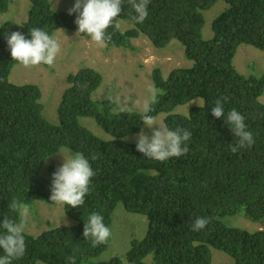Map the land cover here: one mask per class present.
<instances>
[{
    "label": "trees",
    "instance_id": "1",
    "mask_svg": "<svg viewBox=\"0 0 264 264\" xmlns=\"http://www.w3.org/2000/svg\"><path fill=\"white\" fill-rule=\"evenodd\" d=\"M10 1L0 0V13L8 11ZM217 1L150 0L147 18L134 24L125 0L122 13L107 30L111 34L107 48L132 50V40L141 36L158 49L175 40L193 61V67L175 68L167 78L159 67L151 76L158 93L151 114H163V124L169 128L192 133L187 154L164 162L148 159L136 150L133 136L141 128L150 134L140 121V112L115 115L111 100L91 98L102 83L101 74L94 69L82 68L68 75L69 87L61 96L56 124L43 117L36 85L9 81L12 68L20 63L12 59L5 34L18 31L31 39L33 28L52 37L59 29L76 32V13L55 11L49 0H29L27 21L2 23L0 221L5 214L18 219L8 211L14 196L29 205L30 213H37L36 203L57 205L50 200L51 177L57 167L48 160L62 149L82 152L96 173L82 206H62L72 224H48L36 236L25 227L26 252L13 264H66V258L73 255L76 264H211L213 251L228 255L234 264H264V230L249 232L222 221L238 214L252 222L264 221V104L260 101L264 72L246 77L233 65L241 45L264 52V0H221L227 7L212 23L213 37L205 40L203 13ZM121 22L132 27L121 32ZM220 96L227 97L225 117L232 109L245 117L255 139L251 148L230 151L235 138L223 118L211 115ZM195 99H202L203 105L187 116L171 114ZM81 118L94 120L108 138L93 134L81 124ZM126 135L128 140L123 139ZM92 154L98 159L91 160ZM118 205L124 208L119 211L144 217L147 229L143 239L131 241L123 257L106 260L102 255L112 236L94 248L83 237L84 223L98 212L110 228ZM197 217L210 218V222L203 230L192 231Z\"/></svg>",
    "mask_w": 264,
    "mask_h": 264
},
{
    "label": "rangeland",
    "instance_id": "2",
    "mask_svg": "<svg viewBox=\"0 0 264 264\" xmlns=\"http://www.w3.org/2000/svg\"><path fill=\"white\" fill-rule=\"evenodd\" d=\"M51 8L55 11L68 12L75 0H49ZM29 0H11L6 13H0V26L3 22L11 21L21 24L28 19ZM227 5L218 0L209 10L203 13L204 26L202 37L209 40L213 37L212 23L223 12ZM132 27L128 22H121L119 29L124 32ZM59 44L60 52L51 66L36 65L25 67L21 64L15 65L10 73L9 81L15 85H36L41 92V103L43 105L42 115L51 124L57 123V109L61 96L69 87L67 77L75 74L82 68H91L102 76V83L92 93L91 98L95 101L111 100L114 110L117 111L119 102L126 100L129 112H140L143 101L149 95V88L153 87L151 76L154 69L159 67L164 78L175 68L193 67V61L185 54V48L178 41H171L165 49H158L152 45L148 38L141 36L132 40L133 49L101 47L91 39H87L76 32L59 29L53 35ZM256 62L252 67V63ZM236 70L246 76H260L264 72V52L247 45H241L233 60ZM131 93V94H130ZM264 104V94L260 98ZM203 105L202 99H195L189 103L176 107L171 114L187 116L193 108ZM164 115L155 117L157 123H163ZM81 124L93 134L108 138V136L90 118H81ZM133 139L135 137L133 136ZM59 153L67 158L69 151L62 149ZM52 160L58 168L63 163V157L56 154ZM37 213L29 212L26 230L36 236L46 230L49 225L62 226L63 220L72 224L63 211V205L57 204L53 207L42 203H36ZM118 205L112 215L111 242L103 253V259L108 260L114 256H124L131 247L133 239H143L147 229L144 217L128 212ZM64 216V217H63ZM222 221L228 226L244 229L249 232L264 230V221L252 222L243 215L227 216ZM211 264H234L228 255L213 251ZM148 262L150 259L147 260ZM41 264V263H39ZM124 264H127L124 262Z\"/></svg>",
    "mask_w": 264,
    "mask_h": 264
},
{
    "label": "clouds",
    "instance_id": "3",
    "mask_svg": "<svg viewBox=\"0 0 264 264\" xmlns=\"http://www.w3.org/2000/svg\"><path fill=\"white\" fill-rule=\"evenodd\" d=\"M149 3L150 0H127L131 23L144 22L148 16ZM124 4L125 0H75L73 6L68 9V14H77L74 21L77 26L76 35L84 34L83 36L89 37L101 47L107 46V42L111 41V34L107 30L113 26V21L122 13ZM5 35L12 59L25 67L40 64L51 66L60 52L59 42L40 28L30 30L31 39H26L18 31ZM148 91L149 95L141 106L140 121L150 130V134L141 128L135 136L136 150L142 156L159 162L187 154L188 142L191 140L192 133L184 128L172 129L166 124H158L151 114L154 111L153 106L158 103V93L154 86ZM226 101V96L217 98L211 109V115L215 118H223L225 125L235 138V142L229 144L230 151L236 153L241 149L251 148L255 139L253 133L248 130L245 117L235 109L230 110L225 117L224 104ZM129 111L127 101L121 100L115 115L129 114ZM123 139L128 140L129 137L126 135ZM68 151L67 158L58 153L63 157V163L52 174L50 200L52 203L78 208L85 203L84 198L90 191L91 181L96 173L89 158L85 157L82 152ZM96 159L98 155L92 154L91 160ZM8 211L16 214L18 219L5 214L3 220L0 221V252H2L0 264H13L14 260L20 259L26 252L24 231L29 205L14 196L8 204ZM63 222L65 227L70 224L66 219ZM209 222L210 218L197 217L192 224V231L203 230ZM110 235L111 230L104 224V217L98 212L91 213L84 223V239L89 240L91 246L95 248L107 243ZM66 264H76L75 256H68Z\"/></svg>",
    "mask_w": 264,
    "mask_h": 264
}]
</instances>
